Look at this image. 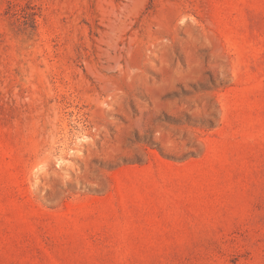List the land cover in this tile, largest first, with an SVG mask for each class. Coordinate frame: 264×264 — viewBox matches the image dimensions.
Here are the masks:
<instances>
[{
	"label": "rangeland",
	"instance_id": "374dc122",
	"mask_svg": "<svg viewBox=\"0 0 264 264\" xmlns=\"http://www.w3.org/2000/svg\"><path fill=\"white\" fill-rule=\"evenodd\" d=\"M0 264H264V0H0Z\"/></svg>",
	"mask_w": 264,
	"mask_h": 264
}]
</instances>
